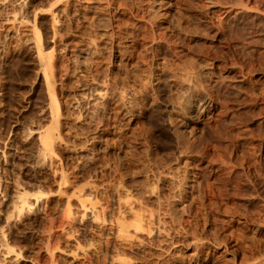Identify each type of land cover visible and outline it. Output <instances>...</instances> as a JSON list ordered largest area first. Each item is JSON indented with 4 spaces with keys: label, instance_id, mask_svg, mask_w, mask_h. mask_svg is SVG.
<instances>
[{
    "label": "rangeland",
    "instance_id": "1",
    "mask_svg": "<svg viewBox=\"0 0 264 264\" xmlns=\"http://www.w3.org/2000/svg\"><path fill=\"white\" fill-rule=\"evenodd\" d=\"M11 1L0 264H264V0Z\"/></svg>",
    "mask_w": 264,
    "mask_h": 264
},
{
    "label": "bare ground",
    "instance_id": "2",
    "mask_svg": "<svg viewBox=\"0 0 264 264\" xmlns=\"http://www.w3.org/2000/svg\"><path fill=\"white\" fill-rule=\"evenodd\" d=\"M51 1V0H50ZM49 1V2H50ZM53 1V0H52ZM67 1L68 0H54L51 4H50V6H53V5H55L54 7H52V8H57V7H59V5H60V3H67ZM207 2H210V0H206ZM11 2H14V0L13 1H11ZM16 2V1H15ZM123 2V1H122ZM213 3V2H212ZM69 4V3H68ZM49 5V4H48ZM121 5V4H120ZM64 6V5H63ZM67 6V5H66ZM61 8V7H60ZM66 8V7H65ZM57 10V9H56ZM68 10V9H67ZM59 12H60V10H59ZM64 13H65V9L64 8H62L61 9V13H60V16L57 14V12H56V14H57V16H59V18H58V22H59V25H62V24H64V26H65V23H64V20H63V17H65V15H64ZM67 14H68V12H67ZM66 14V15H67ZM64 15V16H63ZM69 16V15H68ZM67 16V17H68ZM72 16V15H71ZM77 16V15H76ZM82 16V15H81ZM14 17V16H13ZM68 18H70V17H68ZM57 19V18H56ZM12 20V19H11ZM14 20V19H13ZM76 20V19H75ZM79 20V19H78ZM67 21H69V20H67ZM75 22V21H74ZM51 23V22H50ZM76 23H77V21H76ZM71 24V23H70ZM72 24H74V23H72ZM78 25V24H77ZM76 25V26H77ZM48 26H49V24H48ZM67 26V25H66ZM50 27V26H49ZM71 27V26H70ZM79 27V26H78ZM60 28V27H59ZM58 28V29H59ZM71 28H73V27H71ZM85 28V27H84ZM64 29H66V27L64 28ZM45 30V29H44ZM50 30V29H49ZM68 30H70L69 28H68ZM51 31H52V38H53V40L54 39H56L57 38V40L58 39H61V37L63 36V34H62V36H61V34L57 31V26L56 25H52V27H51ZM71 31V30H70ZM69 31V32H70ZM72 31H73V29H72ZM81 31V30H80ZM231 31V30H230ZM44 33H45V31H44ZM43 33V34H44ZM50 33V32H49ZM71 33V32H70ZM69 33V34H70ZM40 33H39V31H36V38L37 39H39V38H41L40 37V35H39ZM69 34H67V35H69ZM81 33H79V35H80ZM229 34V33H228ZM45 35H48V34H45ZM71 36V35H70ZM44 37V36H43ZM47 37V36H46ZM49 37V36H48ZM48 37H47V39H48ZM73 37L74 38H77V31H76V29H75V31H74V33H73ZM83 37V36H82ZM238 37V36H237ZM111 38V37H110ZM50 42H52L53 43V41H51L50 39H48ZM49 41L47 42V43H49ZM62 41V40H61ZM71 41V40H70ZM69 41V42H70ZM44 42V41H43ZM58 42H60V40L58 41ZM57 42V43H58ZM45 43V42H44ZM63 43V42H62ZM67 43V42H66ZM75 43V42H74ZM89 43V42H88ZM46 44V43H45ZM76 44H77V42H76ZM63 45V44H62ZM65 45V44H64ZM63 45V46H64ZM67 45V44H66ZM50 46V45H49ZM57 46V45H56ZM61 45H59V47H60ZM55 46H54V44L52 45V48L51 49H55L54 48ZM86 47V46H85ZM49 48V47H48ZM65 47H63V49H64ZM87 50H88V48H87ZM87 50H85V49H81V50H79L78 51V54H80L79 56L80 57H85V55H87V54H89V50L87 51ZM93 50V49H92ZM52 51V50H51ZM58 51H60V50H58ZM64 51V50H63ZM94 51V50H93ZM52 53V52H51ZM61 53H62V51H61ZM92 52H90V54H91ZM50 54V52L48 53V55ZM60 54V53H59ZM50 55H52V54H50ZM117 55V54H116ZM53 56V55H52ZM51 56V57H52ZM77 56V55H76ZM115 56V55H114ZM77 58V57H76ZM134 59V58H133ZM135 60V59H134ZM136 63V62H135ZM75 64V63H74ZM52 62H50V60H47V62H46V66H47V68H48V70H50V68L52 67ZM53 69V68H52ZM51 69V70H52ZM47 70V71H48ZM151 70V69H150ZM182 70V69H181ZM188 70V69H187ZM186 71V70H185ZM51 72H53V71H50V73H47L46 71H45V73H44V76L46 77V83H47V91H48V100H49V110H50V114H51V116H52V118L53 119H55V118H57L58 116H59V111H60V109H61V106H60V103H58L57 102V98H56V95H55V92L53 91L54 89H53V84L52 83H54L53 81H51L50 82V78H48V74H52ZM211 72V71H210ZM137 73V72H136ZM179 73V72H178ZM187 73H188V71H187ZM211 74V73H210ZM181 76V75H180ZM186 76V75H185ZM188 76V75H187ZM179 77V76H178ZM201 78V77H200ZM147 81V80H146ZM149 83V82H148ZM115 84V83H114ZM138 84V83H137ZM182 84V83H181ZM180 85V84H179ZM176 86V85H175ZM190 86V85H189ZM204 87V86H203ZM220 87V86H219ZM198 88V87H197ZM183 89H184V87H183ZM151 90V89H150ZM95 91V94H93L92 96V98H89L88 100L89 101H87L86 100V104L85 105H87V106H93V105H97V100L98 99H100V96L101 97H103V94L102 93H104V92H102V91H100V90H94ZM143 91V90H142ZM147 91V90H146ZM180 91V90H179ZM102 92V93H101ZM91 93V92H90ZM139 93V92H138ZM92 94V93H91ZM102 94V95H101ZM86 95V94H85ZM90 95V94H89ZM181 95V94H180ZM72 96V95H71ZM74 97L72 98L71 97V99H69L68 101H66L67 102V104H68V106L72 109V110H75V111H77V108H79V107H81V106H83L84 104V102H85V100H84V96H81L79 99H77V94H75V95H73ZM119 96V95H118ZM146 96V95H145ZM58 97V96H57ZM178 97V96H177ZM183 99V98H182ZM121 100V99H120ZM179 101H180V98H179ZM62 102H63V100H62ZM65 102V103H66ZM180 103V102H179ZM216 103V102H215ZM217 106V105H216ZM222 108V107H221ZM63 109V108H62ZM70 109V110H71ZM215 109V105L213 104V102H212V100H211V98L209 99V100H207V102H206V104H205V106H204V109H203V114H201L200 113V115H203V116H208V114H210V113H212V111ZM98 110V109H97ZM126 110V109H125ZM65 111V110H64ZM202 111V110H201ZM200 111V112H201ZM78 112V111H77ZM219 112V111H218ZM64 113V112H63ZM49 114V113H48ZM76 114V113H75ZM182 114V113H181ZM80 115V114H79ZM78 115V116H79ZM135 115V114H134ZM61 116V115H60ZM75 116H77V115H75ZM185 116V115H184ZM131 117V116H130ZM204 117V118H205ZM203 118V119H204ZM59 119V118H58ZM58 119H55V121L56 120H58ZM59 121V120H58ZM58 121H56V122H58ZM206 121V120H205ZM126 122H130V119H127L126 118ZM170 122V121H169ZM112 124V123H111ZM218 124V123H217ZM57 125H58V123H57ZM59 125H60V123H59ZM207 125V124H206ZM208 126V125H207ZM219 126V125H218ZM109 127V126H108ZM172 129H173V127H172ZM200 129V128H199ZM210 129V128H209ZM113 131V130H112ZM184 130H182V132H183ZM204 131V130H203ZM200 133V132H199ZM202 133V132H201ZM177 134V133H176ZM204 134V133H203ZM54 135V134H53ZM175 135V134H174ZM187 137V136H186ZM54 138V137H53ZM182 139V138H181ZM184 139V138H183ZM225 140V139H224ZM179 141V140H178ZM200 141V140H199ZM181 142V141H180ZM197 142V141H196ZM51 143H52V131H51V129H47L46 130V132H45V136H44V138H43V146L45 147V149L46 148H50L51 147ZM184 143V142H183ZM201 143V142H200ZM197 145V144H196ZM127 146V145H126ZM189 150V149H188ZM185 152V151H184ZM21 193L22 192H20V194H18L17 196L19 197H17L18 198V201L21 203V204H17V206L19 207L20 205H22L23 206V208H26L28 205H27V203L26 204H24L26 201H25V198H23L22 196H21ZM16 195V194H15ZM17 198H16V200H17ZM15 201V200H14ZM17 202V201H16ZM29 203V202H28ZM24 205L26 206V207H24ZM16 206V207H17ZM15 207V208H16ZM29 207V206H28ZM20 210V209H19ZM28 210V209H27ZM217 243V242H216ZM3 244H2V242H1V239H0V255H2V257H6V256H4L7 252L4 250L3 251ZM4 253V255H3V253Z\"/></svg>",
    "mask_w": 264,
    "mask_h": 264
}]
</instances>
